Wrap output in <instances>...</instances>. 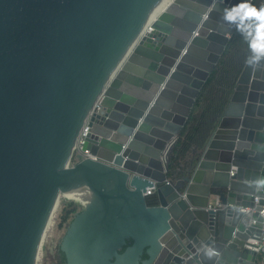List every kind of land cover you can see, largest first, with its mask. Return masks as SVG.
Masks as SVG:
<instances>
[{"label": "water", "instance_id": "obj_1", "mask_svg": "<svg viewBox=\"0 0 264 264\" xmlns=\"http://www.w3.org/2000/svg\"><path fill=\"white\" fill-rule=\"evenodd\" d=\"M165 1L0 0V264H53L68 201L67 264H259L264 61L171 161L235 0H172L139 36Z\"/></svg>", "mask_w": 264, "mask_h": 264}, {"label": "trees", "instance_id": "obj_2", "mask_svg": "<svg viewBox=\"0 0 264 264\" xmlns=\"http://www.w3.org/2000/svg\"><path fill=\"white\" fill-rule=\"evenodd\" d=\"M247 52V41L241 32L235 29L216 67L210 73L195 99L182 132L169 153L168 158L171 161L179 156H184L191 146L201 148L204 145L232 91L245 62ZM148 203L153 204V201L149 199ZM76 210L77 206H74L71 201L63 203L60 225L67 222ZM130 244L131 240L129 239L125 246Z\"/></svg>", "mask_w": 264, "mask_h": 264}, {"label": "clouds", "instance_id": "obj_3", "mask_svg": "<svg viewBox=\"0 0 264 264\" xmlns=\"http://www.w3.org/2000/svg\"><path fill=\"white\" fill-rule=\"evenodd\" d=\"M223 18L235 24L247 41L249 55L245 63L251 69L264 61V3L259 6L252 0H235L223 10ZM264 183V181H261ZM212 249H205V255H213Z\"/></svg>", "mask_w": 264, "mask_h": 264}, {"label": "built area", "instance_id": "obj_4", "mask_svg": "<svg viewBox=\"0 0 264 264\" xmlns=\"http://www.w3.org/2000/svg\"><path fill=\"white\" fill-rule=\"evenodd\" d=\"M87 127L86 125L83 126L81 129L79 136L76 140V144L74 147V150L77 153H80V148L82 143L84 142V136L87 133ZM84 155H87L88 152L85 150L82 152ZM232 174V172L230 171ZM150 189L148 190V193H150ZM240 210L250 218L251 222H257L259 221L260 226V239L259 240H253V246L251 247L252 250H254L258 256H259V264H264V194H256L253 195V198L251 200V204L247 206H241Z\"/></svg>", "mask_w": 264, "mask_h": 264}, {"label": "flooded vegetation", "instance_id": "obj_5", "mask_svg": "<svg viewBox=\"0 0 264 264\" xmlns=\"http://www.w3.org/2000/svg\"><path fill=\"white\" fill-rule=\"evenodd\" d=\"M190 153H191V151L189 150L187 153L184 154V156L190 155ZM78 211H80V210H78ZM78 211L73 212L71 214L70 218L68 219V221L61 225L62 229H61V233L59 234V236L57 238L56 249H55V251L52 252L53 264H67V258H66L65 252L60 248V244H61V240H62L64 234L66 233V231L68 229V225L70 223L72 216L74 215V213H76Z\"/></svg>", "mask_w": 264, "mask_h": 264}, {"label": "bare ground", "instance_id": "obj_6", "mask_svg": "<svg viewBox=\"0 0 264 264\" xmlns=\"http://www.w3.org/2000/svg\"><path fill=\"white\" fill-rule=\"evenodd\" d=\"M172 0H166L162 6L152 15V17L146 21L144 24V27L142 28V31L139 36L144 34L151 26L152 22L157 18V16L170 4Z\"/></svg>", "mask_w": 264, "mask_h": 264}, {"label": "rangeland", "instance_id": "obj_7", "mask_svg": "<svg viewBox=\"0 0 264 264\" xmlns=\"http://www.w3.org/2000/svg\"><path fill=\"white\" fill-rule=\"evenodd\" d=\"M76 151L74 150V153H75Z\"/></svg>", "mask_w": 264, "mask_h": 264}]
</instances>
